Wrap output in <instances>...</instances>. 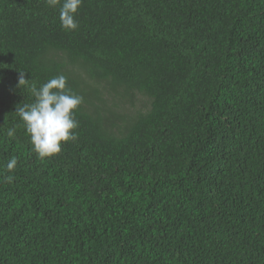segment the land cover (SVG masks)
<instances>
[{
    "label": "trees",
    "instance_id": "16d2710c",
    "mask_svg": "<svg viewBox=\"0 0 264 264\" xmlns=\"http://www.w3.org/2000/svg\"><path fill=\"white\" fill-rule=\"evenodd\" d=\"M75 18L0 0V264H264V0H83ZM21 71L84 98L52 157L15 112L34 101Z\"/></svg>",
    "mask_w": 264,
    "mask_h": 264
},
{
    "label": "clouds",
    "instance_id": "9594fccd",
    "mask_svg": "<svg viewBox=\"0 0 264 264\" xmlns=\"http://www.w3.org/2000/svg\"><path fill=\"white\" fill-rule=\"evenodd\" d=\"M83 0H45L49 7L60 6L61 27L66 31L76 30L79 26L76 20L79 7ZM28 86L34 101L17 107L16 114L23 122L26 134L32 146V151L40 159L59 154L62 143L77 138L75 129L79 121L75 118V111L83 103V97L67 86V77L63 74L54 76L37 87L29 84L21 71L18 87ZM15 127L7 129V137L15 138ZM17 165L15 157L5 165L9 173ZM4 179L12 183L14 176L7 175Z\"/></svg>",
    "mask_w": 264,
    "mask_h": 264
}]
</instances>
